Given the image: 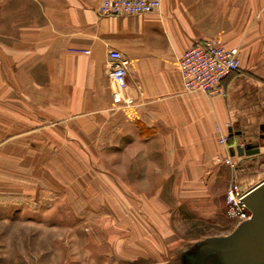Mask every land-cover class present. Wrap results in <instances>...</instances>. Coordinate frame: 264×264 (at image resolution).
I'll use <instances>...</instances> for the list:
<instances>
[{
  "label": "crops",
  "instance_id": "obj_1",
  "mask_svg": "<svg viewBox=\"0 0 264 264\" xmlns=\"http://www.w3.org/2000/svg\"><path fill=\"white\" fill-rule=\"evenodd\" d=\"M98 7L99 0H0V194L11 192L15 158L24 161L31 144L68 148L71 161L107 162L97 188L120 195L112 203L121 199V210L147 213L127 234L123 213L121 245L133 253L121 256L141 264L153 255L135 243L153 241L168 261L150 264L172 263L171 243L184 239L156 219L157 195L208 202L215 184L231 181L223 158L264 160V0H161L157 11L123 17ZM202 41L239 51V70L222 82V96L183 89L177 61ZM110 50L129 61V107L112 101ZM217 125L230 135L227 152ZM246 143L260 153L231 155ZM222 204L225 194L204 207Z\"/></svg>",
  "mask_w": 264,
  "mask_h": 264
},
{
  "label": "rangeland",
  "instance_id": "obj_2",
  "mask_svg": "<svg viewBox=\"0 0 264 264\" xmlns=\"http://www.w3.org/2000/svg\"><path fill=\"white\" fill-rule=\"evenodd\" d=\"M27 148L25 160L19 156L13 163L11 192L0 194V264H132L134 257L127 253L121 256V250L133 253L123 242L121 245V219L123 213L129 219L126 234L136 233L134 222L145 220L147 213L121 210V199L116 202L120 207L117 209L112 202L120 195L104 193L102 186L97 188L95 179H101L99 173L107 162L71 161L68 148L67 152L37 150L33 144ZM236 164L230 179L244 190L264 180L263 158H244ZM1 165L5 169L6 165ZM230 182L227 179L215 184L208 202L195 199V204L187 205L171 195H157V206L153 209L156 219L162 223L167 219L175 235L184 239L171 243L172 264H180L181 253L193 249L195 243L207 237L228 235L242 220L224 204L214 210L208 208L223 201ZM164 204L167 210L163 209ZM110 205L113 208L109 210ZM152 234L156 238V232ZM135 244L153 255L142 258L141 264L156 259L168 261L159 242L158 248L153 241ZM155 249L158 254H153Z\"/></svg>",
  "mask_w": 264,
  "mask_h": 264
},
{
  "label": "built area",
  "instance_id": "obj_3",
  "mask_svg": "<svg viewBox=\"0 0 264 264\" xmlns=\"http://www.w3.org/2000/svg\"><path fill=\"white\" fill-rule=\"evenodd\" d=\"M161 0H99L98 12L104 16H135L157 11ZM110 59L109 78L113 88V103L129 107L133 100L125 96L127 87V70L129 61L117 50L108 52ZM240 67L239 51L236 47H226L219 41L196 42L187 48L177 61V71L186 92H200L208 96L224 95L222 82ZM228 126V125H226ZM217 144L228 151L229 133L215 126ZM219 161V158H215ZM222 163L229 166L233 176L237 168L236 162L226 156ZM250 190V189H249ZM249 190H244L236 180L232 179L225 193V204L233 214L243 221L249 217V211L243 198Z\"/></svg>",
  "mask_w": 264,
  "mask_h": 264
},
{
  "label": "water",
  "instance_id": "obj_4",
  "mask_svg": "<svg viewBox=\"0 0 264 264\" xmlns=\"http://www.w3.org/2000/svg\"><path fill=\"white\" fill-rule=\"evenodd\" d=\"M237 156L260 153L257 144L246 143L230 149ZM243 203L249 217L228 235L212 236L194 244L181 256L180 264H264V180L252 187ZM172 264V263H168Z\"/></svg>",
  "mask_w": 264,
  "mask_h": 264
},
{
  "label": "bare ground",
  "instance_id": "obj_5",
  "mask_svg": "<svg viewBox=\"0 0 264 264\" xmlns=\"http://www.w3.org/2000/svg\"><path fill=\"white\" fill-rule=\"evenodd\" d=\"M240 222H241V221H240ZM240 222H239V223H240ZM239 223H238V224H239Z\"/></svg>",
  "mask_w": 264,
  "mask_h": 264
}]
</instances>
